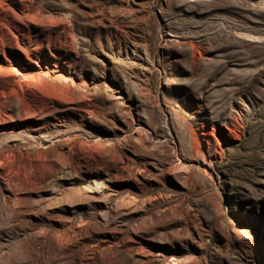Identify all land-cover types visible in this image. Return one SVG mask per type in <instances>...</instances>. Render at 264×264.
Listing matches in <instances>:
<instances>
[{
  "label": "rangeland",
  "instance_id": "obj_1",
  "mask_svg": "<svg viewBox=\"0 0 264 264\" xmlns=\"http://www.w3.org/2000/svg\"><path fill=\"white\" fill-rule=\"evenodd\" d=\"M0 264H264V0H0Z\"/></svg>",
  "mask_w": 264,
  "mask_h": 264
}]
</instances>
